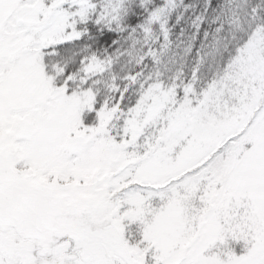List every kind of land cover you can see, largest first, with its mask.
Listing matches in <instances>:
<instances>
[{
	"label": "snow or ice",
	"instance_id": "1",
	"mask_svg": "<svg viewBox=\"0 0 264 264\" xmlns=\"http://www.w3.org/2000/svg\"><path fill=\"white\" fill-rule=\"evenodd\" d=\"M0 264H264V0H0Z\"/></svg>",
	"mask_w": 264,
	"mask_h": 264
}]
</instances>
